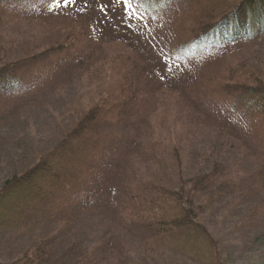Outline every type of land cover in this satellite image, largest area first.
Listing matches in <instances>:
<instances>
[{
    "label": "trees",
    "instance_id": "obj_1",
    "mask_svg": "<svg viewBox=\"0 0 264 264\" xmlns=\"http://www.w3.org/2000/svg\"><path fill=\"white\" fill-rule=\"evenodd\" d=\"M25 1L0 0V94H18L31 85L29 76L50 71L69 82L78 75L96 77L97 84L82 104L67 102L65 113L57 114L62 117L53 116L51 126L61 131L42 150L24 144L12 148L18 152L15 159L0 157L4 164L19 163L0 180V240L17 254L11 263L0 264H223L204 213L232 199L248 202L253 194H263L264 200V49L256 50L264 47V0H178L185 4L184 17L162 33L171 49L166 67L172 72L195 63L186 75L165 78L166 88L156 83L150 61L136 53L122 56L114 81L103 82L104 65L98 66L96 57H103L101 43L116 39H105L103 30L100 36V23L82 12L92 0H68L71 7L64 11L55 0L51 12L38 17L46 26L40 36L16 38L4 31L6 12ZM129 1L132 10L148 15L160 1L175 0ZM216 50L219 55H208ZM163 94L189 125L210 131L211 139L196 149L191 139L180 145L153 138L141 108ZM254 103L257 127L246 113ZM28 106L0 110V152H7L9 138L23 135L19 131L8 138L6 131ZM226 113L243 129L228 124ZM246 134L260 143L258 148H250ZM111 159L118 179L115 188L102 190L97 183L105 178L103 162ZM253 208L237 223L245 230L255 227L245 225ZM90 210L99 213L97 222H105L110 235L94 236L86 249L82 242L89 237L78 238L77 223ZM256 216V222L264 219L262 209ZM87 221L95 223L90 216ZM58 234L68 237L60 252L54 247Z\"/></svg>",
    "mask_w": 264,
    "mask_h": 264
},
{
    "label": "rangeland",
    "instance_id": "obj_2",
    "mask_svg": "<svg viewBox=\"0 0 264 264\" xmlns=\"http://www.w3.org/2000/svg\"><path fill=\"white\" fill-rule=\"evenodd\" d=\"M58 1L61 5H65L64 8L60 6L63 11L67 10L65 8L69 9L71 7L68 0L67 2L66 0ZM54 2L55 0H27L17 5L13 11L6 12L5 17L9 21V24L7 23L8 25L6 24L3 26L4 31L7 30L8 32H12L16 38L20 36L23 37L27 33L40 36L42 32L45 31L46 26L42 21H39V18L45 13L51 12V6L54 5ZM160 3L161 6L159 9L157 8L151 11L148 15H143L139 10H132L129 6V0H92L90 4L83 8L82 12L84 14L90 16L89 18H92L93 21L100 23V28H102L100 30V36H103L104 31L106 35L105 39L108 41H111V38L116 39V41L110 44H108L105 39L104 41L106 42L101 43L100 40L103 39L99 40L101 37L96 36V30L94 31L95 36H93L95 37V42L101 43V46H103V57H101V59L100 57H96V63L99 64L98 66L104 65L103 71L100 70V72H104L102 78L105 84L109 85L117 76L115 75V71L120 64V58L124 55L128 56L134 53H136L138 57L150 61L149 63L154 67L156 83L161 84L165 88L167 87L166 80L168 78L171 76L180 78L194 67L192 63L195 62L192 61L185 62L180 68L177 67V69L171 70L172 72L169 71L170 68L166 67L167 59H169L166 58V55H171V49L166 45L167 43L164 41L162 33L164 31L167 33L171 31L176 21L184 17L185 4L178 0L170 2L167 5L162 4V1H160ZM60 11L61 10H56L53 12ZM0 13H2V11ZM22 15L29 16L31 20L17 19L18 16ZM14 19L19 20L20 23H14L16 22ZM120 39L125 42H120ZM126 42H128V44H126ZM82 44L83 43L80 45L78 44V47L81 48ZM261 47L262 46L257 47L256 50L264 49V47ZM74 52L75 50H72L70 53ZM218 52L219 50H216L213 52L214 54L209 53L208 55H219ZM197 57L200 58L202 56L198 55ZM199 58L196 62L200 60ZM113 64L114 68L110 70L109 67ZM95 78L96 77L86 78L85 76L78 75L69 82L64 74L57 75L50 71L47 76H44V73L29 76L28 81H32L31 85L29 88H24L18 94L12 96H9L11 94H8V96H2V94H0V110L2 111L8 112L11 108L19 104L30 105L11 122L9 130L6 131V136L8 138L10 135H14L13 137L16 138L19 131H21L23 135H20V138L16 139L17 141H14L13 138H9L4 143V145L8 147L7 152H3L2 149L0 157H4L7 161L10 160V158L15 159L18 152L17 150L13 151L12 148L18 147L19 149V146L24 144L29 146L33 145L35 147L33 148L37 151L40 148V150H42V147L49 143L51 138L57 136L61 131L59 126L56 128L51 126L55 121V119L53 120V116H56L61 110L65 113L64 108H68L69 106L67 102H72V106L76 107L82 104L87 97H90L93 92L92 89L96 88L94 86H96L95 84L97 83L96 81L93 82ZM165 78L166 80H164ZM39 82L40 85L37 86ZM154 95H157V92H155ZM33 101H37L38 103H33ZM209 106L215 113L218 111L215 104ZM258 110L259 106L257 103L249 104L246 107L247 117H249L248 120L253 124L252 127H257L258 116L255 118L253 117ZM141 112L144 120L147 121V124L145 123L146 129L150 130L152 127V137L159 138L164 144L175 141L180 145H186L188 140L191 139L193 141L192 146L195 145L194 147L197 149L204 145L203 143H206L208 139H211L210 131L203 129L199 124L195 123L192 125L194 126L192 128L191 124L193 123L189 125L185 118L177 114L175 112L173 99L165 94L161 96V99H157L156 96L151 100L149 99V104L141 108ZM220 115L223 114L219 113V116ZM226 115L227 120L225 121H227L228 124L236 127L237 130L243 129V126L239 125V119H234L227 113ZM57 116L59 118L62 117V115ZM64 122L65 120L63 119V127ZM187 131L190 132L187 133ZM25 136L31 140L27 141V143H25V140L19 141L21 138H25ZM245 136L248 137L247 142L251 149L258 148L260 145L258 141L254 140L249 134ZM206 153L207 151H204L202 155L203 158L206 156ZM199 162L202 161L199 159ZM12 163L4 164L0 159V180L9 174L12 167L14 169L19 165L18 162ZM103 163L106 165L103 171L105 172V178H102V182L97 183V186L102 190H111L115 188L114 183L118 179L117 173H115V164L113 159ZM95 182L96 180L94 183ZM262 196L263 194H253L248 202L247 200L244 202V200L240 199H232V201L227 202V204L221 202L219 204L220 207L215 209L208 208L204 213L203 222L211 235H213V239L219 243L223 264H264V219L260 218L257 222L255 220L257 218L256 215L260 213L261 209L264 213V200L261 199ZM251 207H254L253 213H250L247 217L249 220L245 225H249L251 228V225H253L251 223H254L253 226L255 227L245 230L237 225V223L250 212ZM89 216L95 223L87 221ZM98 218L99 213L90 210L88 215H82L81 213L78 219L80 223V225L77 223L79 226L78 238L84 240L89 237V240L82 242V244L87 245L85 247L86 249L92 246L94 236L105 235L108 237V235H110V232L106 231L108 228L106 223L97 222ZM14 235L16 234L13 233L10 236ZM58 235L54 247H56L55 250L57 252H60L59 248L63 249V241L65 240V242L68 243V237L63 240V236L60 237V234ZM58 240L59 244H57ZM124 242L128 244L127 240ZM10 247V245H5L0 240V262L8 261L11 263L16 259L17 254L10 249ZM85 248L82 250H85ZM131 248L132 251L136 249L135 245L131 246ZM137 256L140 263L146 261L140 259L142 258L141 253L137 254ZM153 257L155 258V256ZM166 259L167 257L164 258V260Z\"/></svg>",
    "mask_w": 264,
    "mask_h": 264
},
{
    "label": "snow or ice",
    "instance_id": "obj_3",
    "mask_svg": "<svg viewBox=\"0 0 264 264\" xmlns=\"http://www.w3.org/2000/svg\"><path fill=\"white\" fill-rule=\"evenodd\" d=\"M66 2H67V0H66Z\"/></svg>",
    "mask_w": 264,
    "mask_h": 264
}]
</instances>
